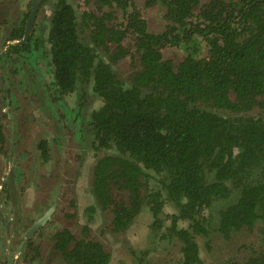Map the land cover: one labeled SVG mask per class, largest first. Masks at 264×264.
I'll use <instances>...</instances> for the list:
<instances>
[{
	"label": "trees",
	"instance_id": "trees-1",
	"mask_svg": "<svg viewBox=\"0 0 264 264\" xmlns=\"http://www.w3.org/2000/svg\"><path fill=\"white\" fill-rule=\"evenodd\" d=\"M84 3L78 15L70 0H54L47 50L32 33L1 56L15 57L18 71L27 69L21 98L42 95L50 110L62 111L58 122L66 118L68 98L80 108L99 102L81 122L95 154L89 212H107L118 236L145 213L147 242L135 253L146 264L157 245L178 246L173 264H204L200 243L208 254H220L217 246L241 229L259 240L241 259L229 255L217 264H264V0ZM24 20L8 40L21 36ZM48 57L50 81L28 75ZM126 60V69L117 66ZM11 106L8 100L5 109ZM16 110L0 115V149L9 143ZM20 127L15 157L29 159L35 148L33 157L50 162L56 141L39 137L24 151ZM67 157L81 159L75 152ZM7 198L0 188V218H8ZM69 199L61 198L60 211L52 213L63 215L65 226L45 237L49 217L39 240L35 234L18 254L26 263L41 257L38 243L57 264H110L105 243L87 225L73 232L76 201ZM14 223L18 233L16 216Z\"/></svg>",
	"mask_w": 264,
	"mask_h": 264
},
{
	"label": "rangeland",
	"instance_id": "rangeland-1",
	"mask_svg": "<svg viewBox=\"0 0 264 264\" xmlns=\"http://www.w3.org/2000/svg\"><path fill=\"white\" fill-rule=\"evenodd\" d=\"M27 1L29 0H0V47L3 44V39L8 38L11 31L19 27L18 25L21 26L20 20L28 8L26 6ZM70 1L78 15L82 13V9H87L84 0ZM53 2L54 0H47L39 7L35 21L36 26L33 39H38L41 43L40 46L46 50L48 49L46 37L49 28L46 17L51 14ZM154 15H152V18ZM175 52L177 51H173V53ZM126 61L117 66H121L123 70L126 69V64L129 60ZM18 68L20 71L17 70L15 63L14 65L12 64V61L0 59V72L2 74H0V80L2 79L1 82H3V85L0 84V92L1 88H5L6 91L7 89L9 90L5 97L7 98V102L8 100L11 101L12 106L5 112L12 111V109L17 107L16 114L18 113V119L16 122L14 120V126L17 123L21 126L16 130V137L20 138L21 148L27 151L35 147L34 143L39 137L45 136L50 139V142L51 140L56 141L57 150L53 153L52 160L43 165L40 159L38 160L36 157H33L36 155L35 148H33V153H30L29 159L22 160L25 158L17 159L15 157V165L12 169L9 168L8 171L2 170L5 164L0 162V188L6 190L8 193L7 200L9 199L8 202L3 204V207L8 209L9 215L8 218H0L2 222L0 223V228L4 224L8 230L12 231L16 216L17 225H21L26 229L35 219L43 215L54 202V209L49 216L52 218L53 223L45 225V233L48 235L54 227L58 228L60 223H63L64 226L67 223L63 215L57 218L52 213L59 212L60 210L56 209L57 205H59V200L63 197H68L70 198L69 200L74 199L76 201V203L73 202L76 207H74L75 215L72 217L73 223L71 227L75 226L76 229H81V226L87 225L96 238L101 239L105 243L111 255L110 264H146L147 260L145 258L140 259L138 252L135 253V249H143L147 242L145 232L149 231V229L145 213L142 218H138L139 223L130 228L127 234L118 236L110 229L109 222L111 216L107 212L98 208L92 214L87 209L93 202L90 187L92 183H96L91 178V170L89 173L90 167L95 164V154L90 148V139L87 137L88 135L81 122L85 121L88 108L90 110L98 106L99 102L96 100L80 108L75 104L74 99L68 98L66 99L68 106L66 104L64 106L66 118L58 122L57 119L62 115V111L56 112L50 110L46 106L42 95L36 94V96L32 95L30 98H21V93L24 89L22 85L27 81V76L25 75L27 69ZM51 68L49 57L46 63L41 58L34 66V70L30 69L31 73L28 75L38 77L46 75L42 82H48ZM73 97L75 98V95ZM5 120H2V122ZM10 127L11 131H13L11 122ZM74 152L80 155L81 159L79 161L76 159L71 160V158L67 157L71 156ZM98 154L101 155L102 153L98 152ZM57 159H60V163L55 162ZM169 210V207H165V212ZM8 235L5 237L8 238ZM258 240L254 232L241 229L236 231V233H229L227 244L222 243L217 246L218 248L216 249H220V254H208L203 250V243H200V252L205 260L204 264H217L227 258H231L228 257L229 255L241 259L246 254L247 247L250 244H255ZM18 243H21V241ZM128 246H132L133 252L128 249ZM40 251H43L41 257L30 262L31 264L58 263V260L52 257L50 252L46 251L43 246L40 247ZM150 253V256H146L150 264H173L176 258L179 257L178 246L175 245L168 247L157 245ZM3 258L4 255H0V260ZM15 263L30 264L19 258V255L17 259H13V264Z\"/></svg>",
	"mask_w": 264,
	"mask_h": 264
},
{
	"label": "flooded vegetation",
	"instance_id": "flooded-vegetation-1",
	"mask_svg": "<svg viewBox=\"0 0 264 264\" xmlns=\"http://www.w3.org/2000/svg\"><path fill=\"white\" fill-rule=\"evenodd\" d=\"M39 6H38V9H39V7L44 3H42V0H39ZM29 4V7L27 8V15H26V12H25V15L22 17V19H24L25 18V20H24V25H23V32H22V34H21V36H19L17 39H12V40H8L7 38H4L3 39V41H2V45H1V47H0V59H3V60H10V62L11 61H15V57H13V56H1L2 54H4L5 53V51H6V48L10 45V44H16V43H18V44H20V45H22V44H24V43H26V42H28L29 40H30V38H31V34L32 33H34V31H35V26H36V24H35V21H36V18H37V15H38V9H37V15L35 16V18H34V22H33V26H32V30H31V32H30V35H29V37L24 41V42H21L22 40H23V38H24V32H25V25H26V21H27V18H28V15H30L29 14V12H30V8H31V5H32V0H29V1H27V5ZM26 5V6H27ZM22 19L20 20V24L22 25ZM19 27H20V25H18ZM18 28V27H17ZM48 33V32H47ZM47 38V37H46ZM39 46H40V44H39ZM41 47V46H40ZM26 58L27 57H25V58H23V59H21V61L22 62H24L25 60H26ZM15 63V62H14ZM14 63H12L13 65H14ZM2 80V79H1ZM1 80H0V84L1 85H3V82H1ZM5 95H7V91H6V89L4 88H1V92H0V105H2L1 107V109H0V115H1V113H4L7 109H5L6 108V106H7V98L5 97ZM5 102V103H4ZM2 109H3V111H2ZM6 113H8V112H6ZM14 120H16V118H14ZM2 130V129H1ZM12 133V134H11ZM11 133H9V135H8V137H9V143H8V145L6 144V145H4V147H3V149H0V162H2V164H5L3 167H2V170L3 171H8V169L10 168L11 169V167L12 166H14L15 165V147H16V144H15V126H14V129H13V131L11 132ZM6 135V134H5ZM7 136V135H6ZM41 137H43V139L45 138V139H49V138H47V137H45V136H41ZM54 202L52 203V205H51V207L48 209V210H50L51 209V212H52V210L54 209ZM47 210V211H48ZM46 211V212H47ZM45 212V213H46ZM44 213V214H45ZM44 214L43 215H41L40 217H38L37 219H35L34 221H33V223L28 227V228H26V229H24V230H20V228H19V225H17V232L18 233H15V224H14V227L12 228V231L11 230H8L6 227H5V225L3 224V226H1V228H0V255H4V258L2 259V260H0V264H8V260H9V258L13 261V259L15 260V259H17V257H18V254L25 248V245H26V243H27V241L29 240V238H33V236L36 234V237H35V239H34V241H36V239H38L39 240V238H38V236H37V231H38V229L41 227V226H43V225H45L46 223H47V220H48V218H49V216H50V214H49V216L47 217V219H46V221H45V223L44 224H42L35 232H33L29 237H26V235H25V233L31 228V226L35 223V221L36 220H38L39 218H41L42 216H44ZM76 229V228H75ZM73 232H78V228L76 229V230H73ZM7 234H9L8 235V238L7 237H5ZM50 234H46V235H44L45 237H48ZM18 240H21V243H18L17 241ZM33 241V242H34ZM33 245L35 246V248L36 249H38V248H40L41 247V245H39L38 243H33ZM40 250V249H39ZM32 252H34V250H31ZM31 252V253H32ZM17 254V255H16ZM15 255H16V258H15ZM19 258H21L24 262H25V260H24V257H23V254H20L19 255ZM16 264V263H15Z\"/></svg>",
	"mask_w": 264,
	"mask_h": 264
},
{
	"label": "water",
	"instance_id": "water-1",
	"mask_svg": "<svg viewBox=\"0 0 264 264\" xmlns=\"http://www.w3.org/2000/svg\"><path fill=\"white\" fill-rule=\"evenodd\" d=\"M39 3H40L39 0H32V5H31V8H30V12H29L30 15H28V18H27V21H26V25H25L24 38H23V40L21 42H24L30 35V32L32 30V26H33V22H34V18L37 15V9H38ZM50 213H51V209L48 210L44 214V216H42L41 218L36 220L35 223L31 226V228L25 233L26 237H29L42 224H44ZM8 264H13V261L10 258L8 260Z\"/></svg>",
	"mask_w": 264,
	"mask_h": 264
}]
</instances>
